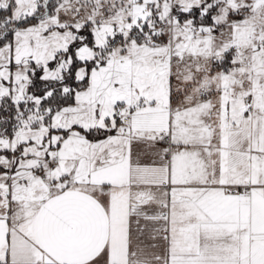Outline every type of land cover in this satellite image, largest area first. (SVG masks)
Masks as SVG:
<instances>
[{
    "label": "snow or ice",
    "instance_id": "obj_1",
    "mask_svg": "<svg viewBox=\"0 0 264 264\" xmlns=\"http://www.w3.org/2000/svg\"><path fill=\"white\" fill-rule=\"evenodd\" d=\"M0 264H264V0H0Z\"/></svg>",
    "mask_w": 264,
    "mask_h": 264
}]
</instances>
